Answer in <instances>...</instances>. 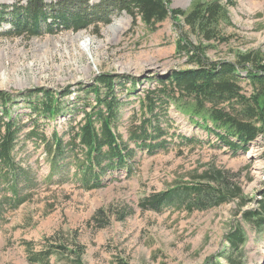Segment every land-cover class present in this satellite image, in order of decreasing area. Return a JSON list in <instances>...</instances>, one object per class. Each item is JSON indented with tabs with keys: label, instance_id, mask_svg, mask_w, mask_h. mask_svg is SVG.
Returning a JSON list of instances; mask_svg holds the SVG:
<instances>
[{
	"label": "rangeland",
	"instance_id": "1",
	"mask_svg": "<svg viewBox=\"0 0 264 264\" xmlns=\"http://www.w3.org/2000/svg\"><path fill=\"white\" fill-rule=\"evenodd\" d=\"M56 0H47V2ZM217 0H173V7L190 11L197 2ZM226 6L229 21L221 25L225 41L202 42L207 56L214 61L235 60L237 54L261 51L264 54V0H218ZM26 4L27 0H0V4ZM166 19L155 29L146 27L140 19L126 12L112 15V22L74 32L59 31L40 37L0 36V90L18 93L45 87L63 92L64 111L56 121L41 119L42 131L55 129L66 136L72 125L83 116V85L93 83L100 73L138 77L139 90L145 92L157 85V78L172 70L191 68L185 53H179L180 34L189 28ZM5 26L3 29L8 28ZM198 44V39L190 34ZM248 88V86H245ZM131 83L119 87L124 103L116 132L135 150L133 171L114 181L108 179L99 189L87 190L70 179L63 185L45 180L49 158L43 146L35 147L19 141L23 151L18 160L30 166L38 186L32 197L17 208L4 212L0 223V264H32L27 257L32 252L49 250V264H116L119 259L129 264H204L210 257L228 251L225 234L240 220L238 202L229 201L207 210L188 212L179 207L161 212L143 210L140 202L146 196L164 191L191 175L215 166L238 174L236 180L248 198H255L264 189V138L250 144L248 152L234 155L227 148L207 140L202 129L186 116L169 107L165 128L181 137L195 136L202 143H188L174 137L175 143L149 153L128 140L134 112L140 102L129 95ZM94 102L93 96L89 100ZM74 102V105H71ZM1 111V109H0ZM29 107L23 100L13 105L14 116L23 121L25 135L29 131ZM171 138V137H169ZM214 141L215 139L212 138ZM217 145V147L215 146ZM75 170V169H74ZM74 170L55 175V181L71 178ZM125 173H127L125 171ZM248 203L243 209L254 208ZM99 215V210H101ZM123 219H120L123 217ZM248 236L245 245L246 264H264V233H256L243 223ZM31 249L27 251V245ZM66 246L77 254L58 249ZM225 264L223 258H217Z\"/></svg>",
	"mask_w": 264,
	"mask_h": 264
},
{
	"label": "trees",
	"instance_id": "2",
	"mask_svg": "<svg viewBox=\"0 0 264 264\" xmlns=\"http://www.w3.org/2000/svg\"><path fill=\"white\" fill-rule=\"evenodd\" d=\"M172 4L173 0H27L26 4H0V36L7 37H40L91 27L98 30L99 26L112 22L113 14L122 12L129 14L133 23L140 19L150 29L171 18L180 25L178 29L189 28V33L180 34L177 49L185 53L186 62L192 65L159 76L157 85L145 92L139 90L138 77L98 74L93 83L81 88L84 98L77 99L83 101L84 114L77 125L71 126L67 139L56 129L50 134L42 131L40 121L58 119L64 111V99L71 93L69 88L63 92L45 87L18 93L0 90V223L4 212L27 202L32 197L31 190L38 186L31 167L18 160L17 152L24 150L18 145L23 137L26 143L43 146L50 163L45 180L55 184L63 185L74 179V184L94 190L110 182L108 179L114 181L122 174L128 177L132 173L135 150L116 132L124 105L117 89L126 87L128 82L131 83L128 96L136 95L140 102L130 124L128 140L141 150L153 154L174 144V137L179 139V134H171L170 128L163 126L164 122L166 126L170 124L166 118L171 105L202 129L207 140L234 155L248 152L258 136L264 138V54L249 51L237 54L233 61L211 60L202 42L227 40L221 29L222 23L229 21L226 6L218 0L197 2L190 11H185ZM5 26L9 27L3 29ZM190 34L200 42L191 41ZM92 96L94 102L89 101ZM20 100L30 109L29 131L25 135L23 121L13 113V105ZM179 140L190 144L203 142L195 136H183ZM71 170H74L71 178L55 181L56 174ZM237 177L238 174L228 170L209 166L201 173L192 174L190 181L146 196L139 205L143 210L157 212L171 206L193 212L236 200L242 212L240 220L224 236L229 249L210 257L204 264H222L217 259L220 257L225 264H246L244 250L248 236L242 222L256 233H264V189L257 197L248 198ZM248 203L256 206L243 209ZM101 212L102 209L99 215ZM26 245L29 251L31 246ZM56 247L75 254L77 251L73 250L79 249ZM50 254L49 250L32 252L27 260L32 264H49ZM74 261L80 264L81 258ZM116 264L129 263L119 259Z\"/></svg>",
	"mask_w": 264,
	"mask_h": 264
}]
</instances>
